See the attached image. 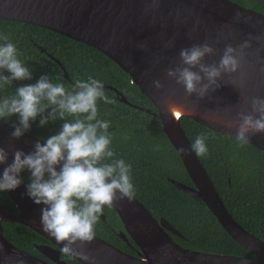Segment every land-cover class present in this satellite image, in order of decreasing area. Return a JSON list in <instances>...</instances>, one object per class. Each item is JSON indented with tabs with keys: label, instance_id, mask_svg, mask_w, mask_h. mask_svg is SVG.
<instances>
[{
	"label": "water",
	"instance_id": "obj_1",
	"mask_svg": "<svg viewBox=\"0 0 264 264\" xmlns=\"http://www.w3.org/2000/svg\"><path fill=\"white\" fill-rule=\"evenodd\" d=\"M150 4L151 0H0V19L39 26L88 45L127 73L157 111L133 107L159 118L162 131L182 160L193 186L173 178H168V181L193 199L203 202L224 230L251 255L207 253L182 246L172 237H181V233L166 219H157L137 198L131 203L122 201L111 209L124 226L119 236L127 243L132 240L139 248V255H130L98 235L84 251L95 257L96 264H264V240L234 219L199 157L194 152L191 156L179 152L181 147L191 148V141L181 124L182 118L234 137L235 129L227 126V120L236 118L239 106L244 102L242 92L247 96L264 97V49L257 53L260 43L253 41V48L247 50L249 55L241 69L246 74L244 90L231 84L240 76L236 73L225 75L220 81L221 87L203 99L193 95L190 100H185L184 88L165 75V69L175 66L181 48L203 43L206 39L215 41L221 30L224 39L215 45L218 54L208 58V63L219 61L227 43L236 46L246 40L249 33L264 35V23H257L264 21V14L231 0H159L158 8L146 13L145 8ZM237 10L244 13L239 21L233 19ZM197 20L200 21L199 28L192 32ZM173 37L174 46L165 47ZM145 42L147 51L137 47ZM156 60H159L158 64ZM64 75L69 79L66 72ZM155 79L161 80L165 87L159 90L151 87ZM109 88L115 90L121 102L131 104L119 91ZM168 104L183 106L179 118L167 110ZM228 105L232 107L231 117L224 112ZM12 131V125L0 121V146L10 152L16 148L28 153L37 141L44 142L29 133L11 140ZM249 143L264 152V134L251 136ZM26 191L23 183L18 189L6 192L17 209L15 214L0 202V264H66L60 259L63 245L48 236L40 226L42 206L36 205L25 194ZM101 218L106 220L104 214ZM3 222L25 225L55 245L58 250L46 245L37 246L53 263L12 244L4 234ZM70 257L87 264L81 257Z\"/></svg>",
	"mask_w": 264,
	"mask_h": 264
},
{
	"label": "clouds",
	"instance_id": "obj_2",
	"mask_svg": "<svg viewBox=\"0 0 264 264\" xmlns=\"http://www.w3.org/2000/svg\"><path fill=\"white\" fill-rule=\"evenodd\" d=\"M159 6V0H151L145 12ZM244 13L237 10L234 20L239 21ZM250 19V18H249ZM264 23V21H257ZM197 20L192 32L197 31ZM191 35V33H189ZM224 39L218 32L215 41L206 39L183 47L178 53L175 66L165 69L167 78L184 88L185 100L195 95L199 99L221 87L225 75L240 73L231 84L244 90L246 74L241 71L253 48V41L260 43L259 53L264 49V35L248 34L238 45L227 43L218 62L208 63L215 57V46ZM175 37L165 44L174 46ZM0 92L14 82L33 81L34 75L21 59L22 53L9 34L0 32ZM137 47L147 51V43ZM156 64L159 60H156ZM151 87L159 90L164 83L155 79ZM239 106L236 118H229L227 126L235 129L234 140L238 147L250 142L253 135L264 134V97L247 96ZM112 105L116 101L105 89L104 82L88 76L76 79L72 87L53 82L48 74H42L34 83H23L15 87L12 95H0V121L15 117L10 139L16 140L31 130L39 120V126L61 122L59 130L37 141L31 152L13 148L10 152L0 146V192L14 191L24 183L23 173L30 174L26 184V195L40 208V226L57 243L63 245L61 252L67 256L81 257L87 264H96L95 257L84 251L96 238V226L105 208H112L122 201L133 202L136 186L132 179V165L117 158L112 147L113 135L109 120L99 118V102ZM167 110L175 118L183 106L168 104ZM231 117L232 107L224 108ZM210 136L199 134L191 142V148H179L184 156L206 157L209 154L207 141ZM11 157V159H10Z\"/></svg>",
	"mask_w": 264,
	"mask_h": 264
},
{
	"label": "trees",
	"instance_id": "obj_3",
	"mask_svg": "<svg viewBox=\"0 0 264 264\" xmlns=\"http://www.w3.org/2000/svg\"><path fill=\"white\" fill-rule=\"evenodd\" d=\"M231 1L264 14V0ZM0 32L9 34L22 53L21 59L34 75L33 81L14 82L0 95H12L16 86L34 83L42 74H48L53 82L64 83L69 88L76 79L86 80L88 76L102 80L107 86L106 93L116 103L99 102V118L111 122L109 131L113 135L112 147L117 158L132 165L136 198L157 219H166L181 233V237H172L182 246L207 253L251 255L224 230L203 202L168 181L173 178L193 186L182 160L162 131L159 118L133 107L156 112L155 106L115 62L88 45L39 26L0 19ZM109 87L119 91L131 104L121 102L115 90ZM15 120L13 117L4 122L13 126ZM181 124L191 142L202 133L210 136L207 141L209 154L199 157L201 163L234 219L264 240V152L250 143L238 147L234 137L212 131L191 119L182 118ZM60 125L61 122L57 121L40 127L37 120L27 133L43 140L55 134ZM29 175L27 171L23 173L25 184ZM0 202L9 212L17 213L6 192H0ZM103 214L106 221L100 218L96 235L136 255L138 247L133 242V248L128 246L118 235L123 224L116 212L106 207ZM3 228L12 244L31 254L39 255L35 244L49 243L35 231L16 222H3ZM62 257L68 264H81L65 254Z\"/></svg>",
	"mask_w": 264,
	"mask_h": 264
},
{
	"label": "flooded vegetation",
	"instance_id": "obj_4",
	"mask_svg": "<svg viewBox=\"0 0 264 264\" xmlns=\"http://www.w3.org/2000/svg\"><path fill=\"white\" fill-rule=\"evenodd\" d=\"M105 215V214H104ZM106 217V216H105ZM101 218V217H100ZM102 219V218H101ZM104 221V220H103ZM106 221V220H105ZM121 221V220H120ZM122 223V222H121ZM121 230H124V226H123V229H120L119 230V232H118V235H119V233H120V231ZM120 237V236H119ZM121 238V237H120ZM122 239V238H121ZM123 240V239H122ZM48 241V240H47ZM124 241V240H123ZM49 243H42V244H35V249L37 250V252H38V254L39 255H35V254H31V253H29V252H27V253H29V254H31V255H34V256H36V257H38V258H40V259H42V260H44V261H47V262H50V263H53V261L48 257V256H46L44 253H42L38 248H37V246L38 245H46V246H50V247H52V248H54V249H56V250H58V248L55 246V245H53L50 241H48ZM125 242V241H124ZM110 243V242H109ZM126 244H128V246H131L132 248H133V245H132V240H130V243H127V242H125ZM134 243V242H133ZM135 244V243H134ZM118 248V247H117ZM139 249V248H138ZM122 251H124V250H122ZM125 252V251H124ZM127 253V252H126ZM62 252H61V255H60V259L61 260H63V261H65L66 262V264H68L67 263V261L62 257ZM129 254V253H128ZM130 255H132V254H130ZM139 255V250H138V252H136V255H133V256H138Z\"/></svg>",
	"mask_w": 264,
	"mask_h": 264
}]
</instances>
